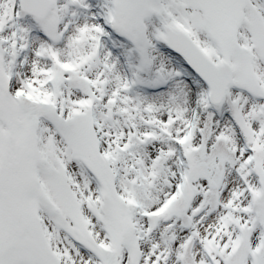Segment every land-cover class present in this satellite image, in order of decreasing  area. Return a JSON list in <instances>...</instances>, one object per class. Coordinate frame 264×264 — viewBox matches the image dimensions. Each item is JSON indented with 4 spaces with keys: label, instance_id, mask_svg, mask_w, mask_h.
<instances>
[{
    "label": "snow or ice",
    "instance_id": "6c2138e0",
    "mask_svg": "<svg viewBox=\"0 0 264 264\" xmlns=\"http://www.w3.org/2000/svg\"><path fill=\"white\" fill-rule=\"evenodd\" d=\"M0 264H264V0H0Z\"/></svg>",
    "mask_w": 264,
    "mask_h": 264
}]
</instances>
